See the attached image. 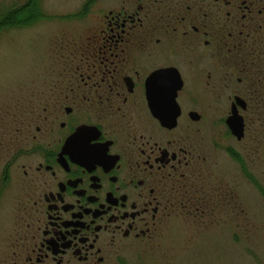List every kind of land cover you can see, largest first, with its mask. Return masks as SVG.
<instances>
[{
	"label": "flooded vegetation",
	"instance_id": "flooded-vegetation-1",
	"mask_svg": "<svg viewBox=\"0 0 264 264\" xmlns=\"http://www.w3.org/2000/svg\"><path fill=\"white\" fill-rule=\"evenodd\" d=\"M85 5L61 18L83 23L41 81L0 108V192L18 179L13 264H126L175 217L204 221L196 186H237L213 175L220 151L238 154L223 143L239 141L232 110L246 134L264 105V0Z\"/></svg>",
	"mask_w": 264,
	"mask_h": 264
},
{
	"label": "rangeland",
	"instance_id": "rangeland-1",
	"mask_svg": "<svg viewBox=\"0 0 264 264\" xmlns=\"http://www.w3.org/2000/svg\"><path fill=\"white\" fill-rule=\"evenodd\" d=\"M28 1L0 0V12L19 9ZM86 2L43 0L41 7L46 18L31 20L30 23L35 22L32 26H5L0 31V108L9 107L11 93H21L32 82L41 81L40 77L53 64L59 40L64 35L71 38L83 23L76 18H61L78 12ZM248 118L244 139L237 141L226 136L223 143L242 157L264 188V105L254 107ZM234 159L220 151L217 160L221 171L216 167L213 175L236 181L237 186H196L211 198L204 221H187L183 214L175 217L169 233L154 248L129 254L126 264H264L263 194L253 183L246 186L241 164ZM23 161L16 160V166ZM6 162L0 158V181ZM17 182L13 172L12 183L4 184L0 192V264H13L8 258L12 256L11 241L16 243L14 235L19 231V195L13 186ZM221 190L229 198L222 205Z\"/></svg>",
	"mask_w": 264,
	"mask_h": 264
},
{
	"label": "trees",
	"instance_id": "trees-1",
	"mask_svg": "<svg viewBox=\"0 0 264 264\" xmlns=\"http://www.w3.org/2000/svg\"><path fill=\"white\" fill-rule=\"evenodd\" d=\"M42 1L43 0H29L24 6L20 7L19 9L16 10L11 9L10 11L0 12V31H2V29L5 28V26L8 27L25 26V25H27L26 27L32 26L33 24H35V22L46 18L47 16L42 11V7H41ZM88 6H90V4L87 3L85 7ZM33 19L35 20V22L30 23L31 20ZM229 151L232 154V156L236 159V161H238L241 164L242 170L244 171L246 176L252 181L254 186H257V188H259L264 198V188L260 187L262 185H260L257 179L255 178V176L249 172L248 167L246 166L242 157L239 154L235 155L234 153H232L231 150ZM198 201H199V206H202L203 207L202 209L205 208L206 211L208 212L209 202L211 201V198L208 197L207 195V197L200 198Z\"/></svg>",
	"mask_w": 264,
	"mask_h": 264
},
{
	"label": "water",
	"instance_id": "water-1",
	"mask_svg": "<svg viewBox=\"0 0 264 264\" xmlns=\"http://www.w3.org/2000/svg\"><path fill=\"white\" fill-rule=\"evenodd\" d=\"M227 124L231 133L242 141L245 137V123L243 118L238 114V111L233 109L231 116L227 120Z\"/></svg>",
	"mask_w": 264,
	"mask_h": 264
}]
</instances>
